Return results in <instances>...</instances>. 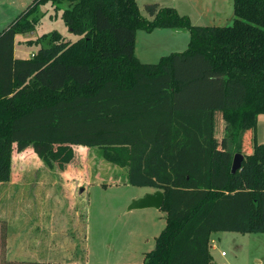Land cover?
Here are the masks:
<instances>
[{"label":"trees","instance_id":"16d2710c","mask_svg":"<svg viewBox=\"0 0 264 264\" xmlns=\"http://www.w3.org/2000/svg\"><path fill=\"white\" fill-rule=\"evenodd\" d=\"M46 4L79 39L54 32L48 47L16 58V37L36 30ZM147 10L152 20L136 0H36L3 30L0 183L12 177L14 144L56 151L62 170L77 161L67 146L126 150L128 183L165 195L167 224L142 264H214L213 233H264V144L255 134L264 115V0H234L227 27L193 26L157 4ZM156 29L188 31V48L141 62L137 31ZM236 153L244 161L233 174Z\"/></svg>","mask_w":264,"mask_h":264},{"label":"rangeland","instance_id":"374dc122","mask_svg":"<svg viewBox=\"0 0 264 264\" xmlns=\"http://www.w3.org/2000/svg\"><path fill=\"white\" fill-rule=\"evenodd\" d=\"M35 1L3 0L0 26L5 29ZM136 1L148 20L153 19L147 10L152 4L174 8L193 26L227 27L235 18L234 0ZM35 16L40 21L36 30L18 40L39 43L28 41L25 51L48 47L54 32L70 41L79 39L62 19V10L51 4L40 6ZM189 41L190 33L184 30H138L135 54L143 60L148 56L147 62L154 64L163 56L185 51ZM255 134L257 142L264 144V117ZM65 150L76 155L77 161L65 163L62 170L54 160L56 151L41 155L33 143L23 150L13 145L12 177L0 183V264L36 259L45 264L144 263L166 227L167 213L129 210L135 200L153 193V188L128 183V152L84 146ZM2 226L7 231L3 239ZM212 240L214 264H264V233L219 232Z\"/></svg>","mask_w":264,"mask_h":264},{"label":"water","instance_id":"95a60500","mask_svg":"<svg viewBox=\"0 0 264 264\" xmlns=\"http://www.w3.org/2000/svg\"><path fill=\"white\" fill-rule=\"evenodd\" d=\"M244 161L243 154L236 153L232 163V173L235 174L242 168ZM165 201V195L162 191L157 190L154 194L146 195L145 197L135 200L130 206L129 210H143V209H162Z\"/></svg>","mask_w":264,"mask_h":264},{"label":"crops","instance_id":"0c3cea01","mask_svg":"<svg viewBox=\"0 0 264 264\" xmlns=\"http://www.w3.org/2000/svg\"><path fill=\"white\" fill-rule=\"evenodd\" d=\"M1 6H3V0H0V10H2L1 9ZM10 25V24H9ZM8 25V26H9ZM7 26V27H8ZM6 27V28H7ZM5 28V29H6ZM5 29H3V27H1L0 26V34L3 32V30H5ZM156 30H171V29H156ZM20 36V35H19ZM28 41H31V40H29V39H24V40H18V36L16 37V40H15V57L16 58H21V59H29V58H31L34 54H35V52L36 51H33V52H31V53H29V52H27V51H25V47H27V46H29L28 44H27V42ZM17 42H18V44H17ZM190 42V41H189ZM189 45V44H188ZM29 56H31V57H29ZM138 58H139V60L141 61V62H143V63H145V64H152V63H149V62H147L148 61V59H146V58H148V56H145L144 57V60H143V58L141 57V56H139V55H136ZM168 56V55H167ZM164 57V56H163ZM162 58V57H161ZM160 61V60H159ZM158 61V62H159ZM154 64H156V63H154ZM264 117V115H260L259 116V118H258V123L260 122V118L262 119ZM258 126V125H257ZM232 146H234L233 144H231V147ZM244 156V155H243ZM157 191V189H155V188H153V193H151V194H154L155 192ZM163 192V191H162ZM1 219V218H0ZM2 220V219H1ZM213 234H215V233H213ZM12 235V232L9 234V238H10V236ZM213 236V235H212ZM214 242V240H212L211 241V245H212V243ZM213 249H211V251H212ZM223 253L224 252H222V255H223ZM10 257V256H9ZM36 261H38V262H42V261H44V260H40V259H36ZM48 262V261H47Z\"/></svg>","mask_w":264,"mask_h":264},{"label":"built area","instance_id":"2783aa9c","mask_svg":"<svg viewBox=\"0 0 264 264\" xmlns=\"http://www.w3.org/2000/svg\"><path fill=\"white\" fill-rule=\"evenodd\" d=\"M211 249L215 250L216 249V246H215V243L213 242L212 245H211ZM225 253H223L224 255Z\"/></svg>","mask_w":264,"mask_h":264}]
</instances>
